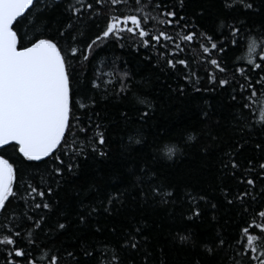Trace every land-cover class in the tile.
<instances>
[{
    "label": "snow or ice",
    "instance_id": "1",
    "mask_svg": "<svg viewBox=\"0 0 264 264\" xmlns=\"http://www.w3.org/2000/svg\"><path fill=\"white\" fill-rule=\"evenodd\" d=\"M261 95L264 0H0V264H264Z\"/></svg>",
    "mask_w": 264,
    "mask_h": 264
},
{
    "label": "trees",
    "instance_id": "2",
    "mask_svg": "<svg viewBox=\"0 0 264 264\" xmlns=\"http://www.w3.org/2000/svg\"><path fill=\"white\" fill-rule=\"evenodd\" d=\"M116 52L128 61L130 67L139 69L140 75L137 77V79H140L141 76L146 77L150 74V70L142 63H140V56H138L137 54L131 52H123L119 49H116ZM186 54L194 60L198 59V55L195 50H190ZM229 55L233 62H238L240 64L246 63V59L248 57L247 42L236 47L232 52H230ZM121 67H123V65H121ZM203 74V71H201V75ZM253 104L255 105L254 111L256 112L255 119L259 121L261 116L264 115V95L258 96L253 101ZM194 111V103H190L189 101H176L172 103L170 107L166 105L165 110L162 113H158L157 121L160 125H179L186 122H191L192 112ZM198 167L199 165L197 161L192 159H185L184 162L176 169V172L178 175L183 176L185 178H195V170ZM172 255L174 258L180 261H183L185 258L183 253L177 251H173Z\"/></svg>",
    "mask_w": 264,
    "mask_h": 264
}]
</instances>
